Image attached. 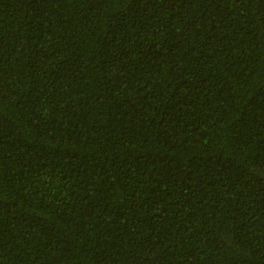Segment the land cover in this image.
Listing matches in <instances>:
<instances>
[{"label":"trees","instance_id":"trees-1","mask_svg":"<svg viewBox=\"0 0 264 264\" xmlns=\"http://www.w3.org/2000/svg\"><path fill=\"white\" fill-rule=\"evenodd\" d=\"M0 264H264V0H0Z\"/></svg>","mask_w":264,"mask_h":264}]
</instances>
